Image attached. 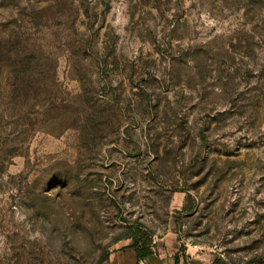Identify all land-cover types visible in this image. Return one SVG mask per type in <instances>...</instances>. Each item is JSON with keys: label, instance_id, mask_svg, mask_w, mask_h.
Returning a JSON list of instances; mask_svg holds the SVG:
<instances>
[{"label": "rangeland", "instance_id": "374dc122", "mask_svg": "<svg viewBox=\"0 0 264 264\" xmlns=\"http://www.w3.org/2000/svg\"><path fill=\"white\" fill-rule=\"evenodd\" d=\"M137 231L264 264V0H0V264Z\"/></svg>", "mask_w": 264, "mask_h": 264}, {"label": "crops", "instance_id": "0c3cea01", "mask_svg": "<svg viewBox=\"0 0 264 264\" xmlns=\"http://www.w3.org/2000/svg\"><path fill=\"white\" fill-rule=\"evenodd\" d=\"M132 240L119 241L108 253L103 264H220V258L212 250L199 246L182 245L175 233H165L162 238H152V254L138 259L131 247Z\"/></svg>", "mask_w": 264, "mask_h": 264}, {"label": "trees", "instance_id": "16d2710c", "mask_svg": "<svg viewBox=\"0 0 264 264\" xmlns=\"http://www.w3.org/2000/svg\"><path fill=\"white\" fill-rule=\"evenodd\" d=\"M24 71H22V72L24 73ZM27 73L28 72L25 71V76L27 75ZM20 81L23 82V80H21V79H20ZM135 234L136 235H133V236L127 235V236H125V238H122L119 241L132 240L133 244L131 247L136 251L138 259L141 260L143 258L150 256L153 253L151 250L152 238H151V236H143L142 238H138L137 235L141 234L140 231H137ZM107 259H108V254L106 256L102 257L99 260L98 264H103L105 261H107ZM220 264H223V263L221 262Z\"/></svg>", "mask_w": 264, "mask_h": 264}]
</instances>
